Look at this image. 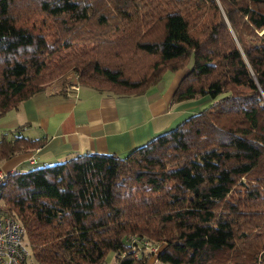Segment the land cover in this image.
<instances>
[{"label": "trees", "instance_id": "obj_1", "mask_svg": "<svg viewBox=\"0 0 264 264\" xmlns=\"http://www.w3.org/2000/svg\"><path fill=\"white\" fill-rule=\"evenodd\" d=\"M183 68L173 103L221 98L124 155L7 172L37 264H146L131 236L164 264H264V0H0V117L68 70L131 97ZM45 140L2 133L0 164Z\"/></svg>", "mask_w": 264, "mask_h": 264}, {"label": "crops", "instance_id": "obj_2", "mask_svg": "<svg viewBox=\"0 0 264 264\" xmlns=\"http://www.w3.org/2000/svg\"><path fill=\"white\" fill-rule=\"evenodd\" d=\"M187 72L173 73L160 95L162 89L154 93L153 86L140 95L116 97L80 84L76 91L62 89L58 82L48 84L0 117V134L21 127L25 136L45 137V143L4 161L0 169L28 170L25 164L43 166L89 152L126 154L202 109L207 97L172 102ZM146 264H160L157 255H150Z\"/></svg>", "mask_w": 264, "mask_h": 264}, {"label": "built area", "instance_id": "obj_3", "mask_svg": "<svg viewBox=\"0 0 264 264\" xmlns=\"http://www.w3.org/2000/svg\"><path fill=\"white\" fill-rule=\"evenodd\" d=\"M78 74H74V80L63 86L62 89H78L77 82ZM35 160L31 156L29 157V163H34ZM7 176V172L0 169V184ZM132 242L131 251L135 253V256L139 255L140 247H144L145 251L148 250L151 254H158L160 248L158 246L151 245L149 242L143 239L141 243L135 241V237L131 236ZM29 254V247L25 240V229L16 220L13 212H9L5 207L0 204V264H25L26 258ZM109 264V263H108Z\"/></svg>", "mask_w": 264, "mask_h": 264}, {"label": "rangeland", "instance_id": "obj_4", "mask_svg": "<svg viewBox=\"0 0 264 264\" xmlns=\"http://www.w3.org/2000/svg\"><path fill=\"white\" fill-rule=\"evenodd\" d=\"M192 63H193V58L191 57L189 62H188L189 68L191 67ZM75 73L76 72L73 69L72 70H68L63 75H61L60 77H58L54 81H52L51 83L58 82V83H61V86L63 87L65 85V83L68 84L71 81H75L74 80V74ZM170 77L172 78V75H170L168 73H165L163 78L155 86H153L151 88L152 92L158 93V91H160L162 89L161 92L158 94V95H160L165 90L164 87L170 81V79H171ZM77 82L79 83V77L77 78ZM51 83H49V84H51ZM219 98H221V96H218L215 100L207 99L206 103H204L202 105L203 106L202 109L207 107V106H209L214 101H217ZM0 136H1V134H0ZM2 163H4V162H2ZM2 163L0 165H2ZM24 167L27 168V169H32V168H38L40 166H39V164H34V165L25 164ZM0 204H2L1 201H0ZM158 247L161 250L162 247H160V246H158ZM146 252H148V250H146ZM152 254L150 253V255H152ZM150 255H149V257H150ZM113 257H114V253L112 251L109 252L107 257H106V259H105V261L103 263H105V264H108V263L109 264H113L114 263ZM25 264H37L36 261L34 260L33 256H32V254H31L30 248H29V254H28L27 258H26ZM160 264H164V263H160Z\"/></svg>", "mask_w": 264, "mask_h": 264}]
</instances>
